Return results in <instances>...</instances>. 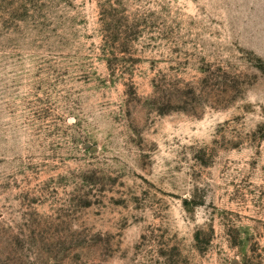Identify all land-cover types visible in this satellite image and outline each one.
I'll return each instance as SVG.
<instances>
[{
  "label": "rangeland",
  "instance_id": "1",
  "mask_svg": "<svg viewBox=\"0 0 264 264\" xmlns=\"http://www.w3.org/2000/svg\"><path fill=\"white\" fill-rule=\"evenodd\" d=\"M0 264H264V0H0Z\"/></svg>",
  "mask_w": 264,
  "mask_h": 264
}]
</instances>
